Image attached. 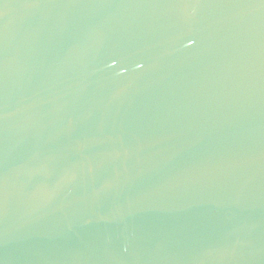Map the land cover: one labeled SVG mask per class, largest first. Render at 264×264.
I'll use <instances>...</instances> for the list:
<instances>
[{
	"label": "water",
	"instance_id": "obj_1",
	"mask_svg": "<svg viewBox=\"0 0 264 264\" xmlns=\"http://www.w3.org/2000/svg\"><path fill=\"white\" fill-rule=\"evenodd\" d=\"M0 264H264V0H0Z\"/></svg>",
	"mask_w": 264,
	"mask_h": 264
}]
</instances>
